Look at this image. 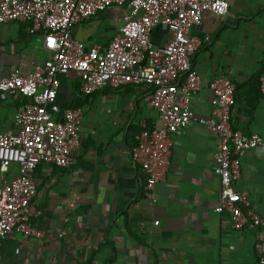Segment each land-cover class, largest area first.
<instances>
[{"label":"crops","instance_id":"0c3cea01","mask_svg":"<svg viewBox=\"0 0 264 264\" xmlns=\"http://www.w3.org/2000/svg\"><path fill=\"white\" fill-rule=\"evenodd\" d=\"M229 11L203 13L191 33L203 43L192 57L201 87L192 98L196 116L211 113V83L227 75L236 84L233 128L264 133V98L255 76L264 74V0H228ZM129 4L111 6L73 26L75 38L106 47L120 30ZM169 33L154 27L151 38L163 44ZM28 22L0 23V74L30 71L50 53ZM150 89L135 84L105 85L88 96L77 75L60 76L58 99L82 106L80 144L71 164L40 163L35 171L36 221L46 231L36 238L14 231L0 238V264H256V231L233 229L229 213L215 211L221 188L215 173L219 137L196 120L173 135L165 180L154 199L145 195V173L130 150L143 126L160 124L148 107ZM20 98L0 91V132L14 129ZM235 182L264 217V153L243 152ZM11 165L8 177L16 175ZM159 220L158 224L154 221Z\"/></svg>","mask_w":264,"mask_h":264},{"label":"built area","instance_id":"2783aa9c","mask_svg":"<svg viewBox=\"0 0 264 264\" xmlns=\"http://www.w3.org/2000/svg\"><path fill=\"white\" fill-rule=\"evenodd\" d=\"M125 3L129 4L125 20L106 47L88 45L73 36L74 25ZM206 11L225 15L229 2L0 0V23H30L50 53L30 71L14 67L8 74H0V91L22 100L15 113L14 129L0 132V238L14 231L36 238L46 235L36 221L40 211L33 203L37 190L34 171L43 162L68 167L72 151L80 144L83 107H67L58 99L60 76L75 74L83 96L107 84H135L150 89L146 103L158 112L160 124L143 126L137 144L130 150L132 161L145 173L144 191L149 199H154L156 183L166 178L173 135L196 120L219 137L214 170L221 188L215 211H228L233 229L256 231V264H264V217L246 192L235 187L243 152L255 148L264 153V133L245 134L233 128L236 84L227 75L221 74L211 83L213 97L208 116H196L191 104L201 87V76L191 60L203 43L191 29ZM156 26L169 33L160 45L151 38ZM259 86L264 98V74L259 77ZM13 163L18 172L8 177Z\"/></svg>","mask_w":264,"mask_h":264},{"label":"trees","instance_id":"16d2710c","mask_svg":"<svg viewBox=\"0 0 264 264\" xmlns=\"http://www.w3.org/2000/svg\"><path fill=\"white\" fill-rule=\"evenodd\" d=\"M260 75H261V73H258L256 76H255V84H256V89H257V92L259 93V95H261L262 97H263V94H262V92L260 91V86H259V77H260ZM235 93H236V91H235ZM235 96H236V94H235ZM24 100H26V99H24ZM67 107H73V106H75V105H71V104H69V105H66ZM148 127V126H147ZM148 128H151V127H148ZM235 129V128H234ZM133 148V147H132Z\"/></svg>","mask_w":264,"mask_h":264}]
</instances>
